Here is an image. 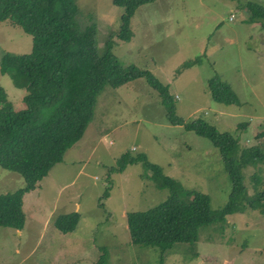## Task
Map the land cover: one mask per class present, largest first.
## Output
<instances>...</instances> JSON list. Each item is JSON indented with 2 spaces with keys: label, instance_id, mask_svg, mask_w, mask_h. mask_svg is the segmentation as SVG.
Masks as SVG:
<instances>
[{
  "label": "rangeland",
  "instance_id": "1",
  "mask_svg": "<svg viewBox=\"0 0 264 264\" xmlns=\"http://www.w3.org/2000/svg\"><path fill=\"white\" fill-rule=\"evenodd\" d=\"M248 1L264 7V0H155L132 16L128 42L115 36L123 9L112 0H76L77 20L82 26L96 25L99 48L111 37L112 51L123 65L148 69L167 85L176 116L203 118L238 136L240 145L253 146L264 144L255 137L264 129V19L250 22ZM31 46L22 27L0 23V63L5 52L28 53ZM196 57L202 58L200 64L177 71ZM214 76L231 87L238 105L212 98L209 80ZM0 86L21 110L24 90L1 71ZM124 152L145 153L164 174L209 193L214 209L228 199L231 183L210 139L167 123L159 97L144 78L117 88L107 84L84 137L24 194L23 228L0 226V264H94L102 246L107 264H159L157 247L131 242L126 214L148 209L168 189L143 178L140 162L120 173L111 171ZM254 170H244L250 192ZM23 185L19 172L0 166V193ZM74 211L81 213L77 228L57 230L55 217ZM162 256L163 264H264V215L255 210L230 214L223 229L204 226L196 245L176 243Z\"/></svg>",
  "mask_w": 264,
  "mask_h": 264
},
{
  "label": "trees",
  "instance_id": "2",
  "mask_svg": "<svg viewBox=\"0 0 264 264\" xmlns=\"http://www.w3.org/2000/svg\"><path fill=\"white\" fill-rule=\"evenodd\" d=\"M153 1L112 0L123 9L115 36L130 41L132 16L138 7ZM245 8L251 23L264 19V7L257 2L248 1ZM78 10L76 0H0V23L11 21L32 38L30 52H5L0 63L1 73L10 75L15 86L24 90V107L16 110L0 86V166L19 172L24 181L18 189L0 193V226L23 228L24 193L36 188L50 169L62 162L64 153L84 137L103 87L108 84L117 88L138 78H144L156 92L167 123L182 125L210 139L219 149L231 190L225 203L214 209L209 193L187 188L177 178L164 174L145 153H122L111 171L120 173L140 162L143 178L156 188L168 189L167 196L148 209L126 214L131 242L157 247L159 264H163L162 255L174 244L196 245L204 226L216 224L223 229L228 215L248 210L264 215V167L258 166L264 164V144L242 146L238 136L220 131L203 118L185 121L176 116V105L167 85L148 69L123 65L112 51L115 42L111 37L99 48L96 25L79 24ZM201 61V57L185 61L177 71ZM209 90L216 102L239 104L234 91L219 76L209 80ZM255 137L264 141V129ZM249 167L255 168L250 175L252 192L244 183V170ZM79 220L81 213L77 211L61 213L53 225L62 233H70ZM101 250L94 264H107V250L104 246Z\"/></svg>",
  "mask_w": 264,
  "mask_h": 264
},
{
  "label": "crops",
  "instance_id": "3",
  "mask_svg": "<svg viewBox=\"0 0 264 264\" xmlns=\"http://www.w3.org/2000/svg\"><path fill=\"white\" fill-rule=\"evenodd\" d=\"M30 191H31V190H30ZM28 192H29V191H27V192H25V193H28ZM25 193H24V194H25ZM23 196H24V195H23Z\"/></svg>",
  "mask_w": 264,
  "mask_h": 264
}]
</instances>
